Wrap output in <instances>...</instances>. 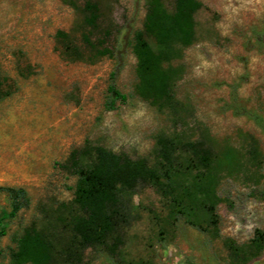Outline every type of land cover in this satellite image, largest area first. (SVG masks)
Here are the masks:
<instances>
[{
	"label": "rangeland",
	"instance_id": "374dc122",
	"mask_svg": "<svg viewBox=\"0 0 264 264\" xmlns=\"http://www.w3.org/2000/svg\"><path fill=\"white\" fill-rule=\"evenodd\" d=\"M88 1L102 10L95 29L86 23ZM148 1L0 0V77L12 89L0 101V186L24 187L31 195L30 206L7 220L0 264H10L27 227L58 226L61 204L73 200L77 182L63 167L72 151L103 146L153 164L159 137L207 147L213 139L215 150L238 151L235 167L220 177L218 224L204 214L201 227L175 220L168 199L139 186L118 247L90 248L78 264H264V239L250 255L258 232L264 235V0H200L197 41L175 62L184 70L175 85L183 104L176 113L136 92L133 43ZM164 1L172 10L174 0ZM59 30L70 34L82 60L64 55ZM84 35L105 42L114 57L93 58ZM112 85L125 98L108 110ZM248 135L259 143L258 160L249 154ZM11 210V199L0 192V218Z\"/></svg>",
	"mask_w": 264,
	"mask_h": 264
},
{
	"label": "trees",
	"instance_id": "16d2710c",
	"mask_svg": "<svg viewBox=\"0 0 264 264\" xmlns=\"http://www.w3.org/2000/svg\"><path fill=\"white\" fill-rule=\"evenodd\" d=\"M203 7L200 0H174L169 10L164 0H149L142 30L134 36L133 53L136 57L137 94L158 107L176 113L183 104L177 99L175 85L183 76V68L175 65L182 59L183 51L197 41L196 14ZM86 23L97 28L102 10L98 3L88 1L84 7ZM56 39L62 45L64 55L80 61L83 55L71 40L67 31L59 30ZM153 40L155 46L150 42ZM85 43L93 51V58L114 57L105 42L93 43L84 35ZM113 74V79L116 78ZM8 79L0 77V101L12 94ZM108 110L116 107L122 96L111 86ZM250 155L254 160L261 156L260 146L253 135ZM155 161L150 164L144 158L132 159L127 154H117L103 146L86 144L83 149L72 151L63 165L77 178L74 197L70 203H62L57 216L58 226L32 224L17 240L16 249L10 254V264H78L90 248L108 247L113 250L129 223L127 208L139 186L150 185L170 201L171 215L175 220L184 219L195 227H201V215L218 224L217 206L220 202L218 187L222 173L232 170L238 160L233 147L215 150L201 142H183L179 137L163 140L159 137ZM188 156H185V155ZM184 157V158H182ZM181 176H185L181 178ZM12 203V210L0 218V238L7 234V220L13 219L30 206L31 195L24 187L0 186ZM252 242L256 256L262 249L264 235L258 232ZM113 241V247L109 242ZM235 254L240 248L229 244ZM245 257L246 253H243ZM2 253L0 252V260ZM249 257V256H248Z\"/></svg>",
	"mask_w": 264,
	"mask_h": 264
}]
</instances>
